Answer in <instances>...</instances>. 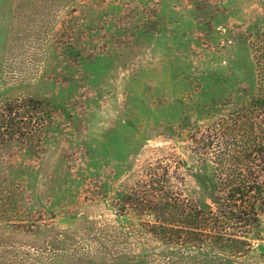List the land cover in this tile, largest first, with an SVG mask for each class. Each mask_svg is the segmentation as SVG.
<instances>
[{
	"label": "rangeland",
	"instance_id": "1",
	"mask_svg": "<svg viewBox=\"0 0 264 264\" xmlns=\"http://www.w3.org/2000/svg\"><path fill=\"white\" fill-rule=\"evenodd\" d=\"M262 57L264 0H0V110L43 102L26 137L0 131V264H120L141 243L164 264L122 200L156 176L186 209L213 206L215 124ZM259 218L254 251L181 241L178 264H264Z\"/></svg>",
	"mask_w": 264,
	"mask_h": 264
},
{
	"label": "trees",
	"instance_id": "2",
	"mask_svg": "<svg viewBox=\"0 0 264 264\" xmlns=\"http://www.w3.org/2000/svg\"><path fill=\"white\" fill-rule=\"evenodd\" d=\"M258 63L263 74L259 75L257 89L229 114V119L215 124L210 155L214 184L205 186L213 206L204 204L202 211L195 206L186 209L180 197L171 195L156 176L144 186L143 193L130 194L135 198L122 200L125 209H141L152 219L140 226L150 241L170 250L167 257L163 255L164 264H178L177 247L183 244L181 241L196 244L198 250L207 248L229 257L241 255L245 248L255 250L256 238L251 234L261 222L260 212H264V57ZM41 106L43 102L33 98L4 105L0 110L1 137H26L24 129L32 122L36 124ZM135 250L119 252L113 261L155 263L150 258L149 245L141 243ZM159 255L157 263L161 264Z\"/></svg>",
	"mask_w": 264,
	"mask_h": 264
}]
</instances>
